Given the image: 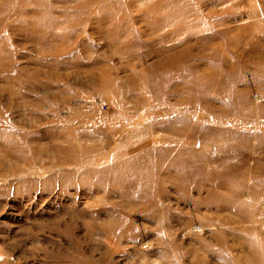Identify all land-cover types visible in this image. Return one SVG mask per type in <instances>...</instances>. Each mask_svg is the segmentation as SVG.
I'll list each match as a JSON object with an SVG mask.
<instances>
[{"label":"rangeland","instance_id":"374dc122","mask_svg":"<svg viewBox=\"0 0 264 264\" xmlns=\"http://www.w3.org/2000/svg\"><path fill=\"white\" fill-rule=\"evenodd\" d=\"M0 264H264V0H0Z\"/></svg>","mask_w":264,"mask_h":264}]
</instances>
